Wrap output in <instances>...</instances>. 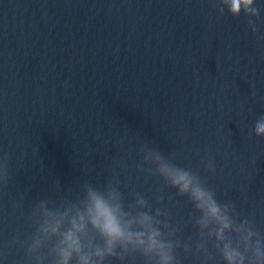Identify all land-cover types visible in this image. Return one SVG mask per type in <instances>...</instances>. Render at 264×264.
I'll list each match as a JSON object with an SVG mask.
<instances>
[{"label": "water", "instance_id": "water-1", "mask_svg": "<svg viewBox=\"0 0 264 264\" xmlns=\"http://www.w3.org/2000/svg\"><path fill=\"white\" fill-rule=\"evenodd\" d=\"M255 3L253 33L243 12L219 15L213 0H0V264H25L11 241L45 219L39 200L74 215L85 185L106 194L110 181L126 210L138 194L152 215L159 208L158 227L192 249H176L181 264H199L201 214L142 146L198 171L264 235V137L253 132L264 114V0Z\"/></svg>", "mask_w": 264, "mask_h": 264}, {"label": "clouds", "instance_id": "clouds-1", "mask_svg": "<svg viewBox=\"0 0 264 264\" xmlns=\"http://www.w3.org/2000/svg\"><path fill=\"white\" fill-rule=\"evenodd\" d=\"M213 6L219 15L227 12L239 16L243 12L249 17L251 31L257 32L253 18H259L260 9L255 0H213ZM253 132L264 137V114L255 121ZM141 150L144 160L154 163V172L200 212L201 240L195 249L199 264H214L213 250L223 264H264V235L256 229L254 220L238 219L241 214L235 205L221 203L198 171L177 165L157 149L142 146ZM205 167L215 172L212 159L207 160ZM8 180L5 155L0 159V185H6ZM106 189L103 194L85 185L83 207L77 208L74 215L71 207L61 212L50 209L47 200H39L35 207L45 219L27 239L21 241L17 235L11 241L25 249V264H44L45 260L49 264H112L113 260L126 259L129 264H136L137 260L140 264H181L176 249L183 248L185 253L192 249L187 243L173 240L172 231L165 233L158 227L161 210L157 208L152 215L148 201L139 194L135 204L126 210L123 193L115 184L110 181ZM137 206L142 210H136Z\"/></svg>", "mask_w": 264, "mask_h": 264}]
</instances>
